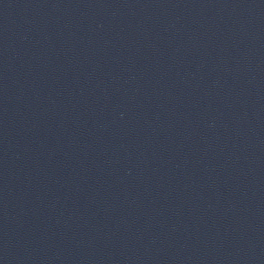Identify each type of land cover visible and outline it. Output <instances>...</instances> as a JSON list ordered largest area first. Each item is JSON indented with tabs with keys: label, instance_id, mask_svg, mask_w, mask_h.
Returning <instances> with one entry per match:
<instances>
[{
	"label": "water",
	"instance_id": "1",
	"mask_svg": "<svg viewBox=\"0 0 264 264\" xmlns=\"http://www.w3.org/2000/svg\"><path fill=\"white\" fill-rule=\"evenodd\" d=\"M0 264H264V0H0Z\"/></svg>",
	"mask_w": 264,
	"mask_h": 264
}]
</instances>
